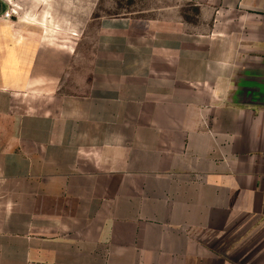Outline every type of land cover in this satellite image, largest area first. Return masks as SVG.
Instances as JSON below:
<instances>
[{
  "label": "crops",
  "instance_id": "1",
  "mask_svg": "<svg viewBox=\"0 0 264 264\" xmlns=\"http://www.w3.org/2000/svg\"><path fill=\"white\" fill-rule=\"evenodd\" d=\"M154 1L0 0V264H264V0Z\"/></svg>",
  "mask_w": 264,
  "mask_h": 264
},
{
  "label": "rangeland",
  "instance_id": "2",
  "mask_svg": "<svg viewBox=\"0 0 264 264\" xmlns=\"http://www.w3.org/2000/svg\"><path fill=\"white\" fill-rule=\"evenodd\" d=\"M97 2L99 3L96 15H117L129 14L138 16L139 13L150 11L154 7L161 5L154 0H83L85 4L94 7ZM181 14L188 22L195 23L198 11L192 7H182Z\"/></svg>",
  "mask_w": 264,
  "mask_h": 264
},
{
  "label": "built area",
  "instance_id": "3",
  "mask_svg": "<svg viewBox=\"0 0 264 264\" xmlns=\"http://www.w3.org/2000/svg\"><path fill=\"white\" fill-rule=\"evenodd\" d=\"M20 8L17 5L11 4V10L5 14V18H11L12 16H18Z\"/></svg>",
  "mask_w": 264,
  "mask_h": 264
}]
</instances>
